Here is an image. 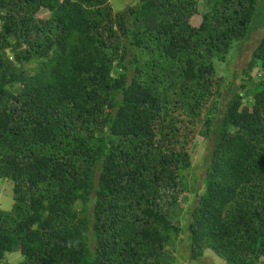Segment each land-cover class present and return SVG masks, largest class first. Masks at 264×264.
I'll return each instance as SVG.
<instances>
[{
	"label": "trees",
	"instance_id": "1",
	"mask_svg": "<svg viewBox=\"0 0 264 264\" xmlns=\"http://www.w3.org/2000/svg\"><path fill=\"white\" fill-rule=\"evenodd\" d=\"M109 1L0 0V264H264V0Z\"/></svg>",
	"mask_w": 264,
	"mask_h": 264
},
{
	"label": "rangeland",
	"instance_id": "2",
	"mask_svg": "<svg viewBox=\"0 0 264 264\" xmlns=\"http://www.w3.org/2000/svg\"><path fill=\"white\" fill-rule=\"evenodd\" d=\"M138 0H110V4L113 7L114 11L123 10L125 7L134 5L137 3ZM42 17L48 16L49 13L47 11H42L39 14ZM195 22L198 24L201 22V16H197L194 19ZM259 23V22H258ZM257 22L254 25L250 33V39L247 42L242 43L241 45L235 47L233 49V53L231 56V61L226 65L231 71L235 72L238 75H242L241 71L244 67L247 66L248 61L250 60L251 53L254 50L256 44L259 42L262 34L263 29ZM217 70L219 71V76H224V68L225 64H217ZM257 71H254L252 74L255 75ZM230 81L233 80V76L228 78ZM226 94V91L223 90ZM228 99V95H226ZM221 116V114H219ZM197 142L195 143L194 147L192 145L191 152H192V161L193 167L187 171H185V176L190 178L191 182H193L192 178L193 175H196L198 182H202V178L205 176V171L208 163V157L213 147V143L211 140L203 141V136H197ZM195 201L194 197H191L188 202H180L177 209L176 215L182 217L183 214L186 213L187 208L190 207L192 202ZM13 206V185L9 181H0V208L3 210H10ZM185 223V221H183ZM176 250L175 256L176 258L182 262L186 263L189 258V248L186 242L178 241L176 243ZM16 250L7 253L6 258L4 260V264H18V262L22 259V255L17 247ZM214 258V259H213ZM201 263H192V264H227L221 258L215 256L212 253H208L206 256H203L200 259ZM188 264V263H187Z\"/></svg>",
	"mask_w": 264,
	"mask_h": 264
}]
</instances>
